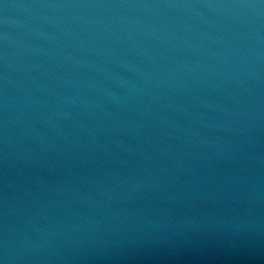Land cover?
<instances>
[{
    "label": "water",
    "instance_id": "obj_1",
    "mask_svg": "<svg viewBox=\"0 0 264 264\" xmlns=\"http://www.w3.org/2000/svg\"><path fill=\"white\" fill-rule=\"evenodd\" d=\"M0 264H264V0H0Z\"/></svg>",
    "mask_w": 264,
    "mask_h": 264
}]
</instances>
